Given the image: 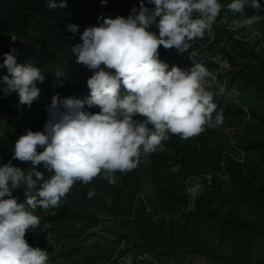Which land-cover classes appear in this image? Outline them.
Here are the masks:
<instances>
[{
	"label": "trees",
	"instance_id": "trees-1",
	"mask_svg": "<svg viewBox=\"0 0 264 264\" xmlns=\"http://www.w3.org/2000/svg\"><path fill=\"white\" fill-rule=\"evenodd\" d=\"M48 2L0 0V65L4 54L16 49L18 63L43 71L45 80L37 83L48 98L36 118L21 119L18 127L10 124L0 133V166L11 159L21 134L43 131L54 95H89L86 82L93 72L76 64L71 51L82 43L85 28L99 26L102 18H127L133 7L139 8V0H67L62 9H50ZM219 2L216 22L222 17L227 22L217 23L216 33L194 42L195 55L163 46L159 54L168 70H187L197 62L213 73L225 88L214 97L217 110H223V123L187 140L169 134L167 151L148 156L141 151L138 167L115 173V185L100 176L88 184L78 181L59 206L37 208L34 215L40 224L25 238L52 255L48 264L54 259L58 264H123L126 255L133 257L132 264H186V255L192 256L190 261L201 256L213 264H264V38L246 40L251 33L229 20L255 10L246 8L241 16L227 8L232 0ZM259 2L264 17V0ZM68 24L78 25V32L67 31ZM254 27L264 33V18ZM150 30L158 32L155 25ZM219 58L227 62L223 70ZM57 69L66 76L57 78ZM6 74L7 69L0 68V77ZM0 110L11 122V114L22 117L2 90ZM87 110L95 113L99 108ZM12 164L31 166L18 160ZM175 165L180 170L170 171ZM39 170L45 179L53 175L43 165ZM196 183L202 189L192 199L187 189ZM92 189L95 194L89 198Z\"/></svg>",
	"mask_w": 264,
	"mask_h": 264
},
{
	"label": "clouds",
	"instance_id": "clouds-1",
	"mask_svg": "<svg viewBox=\"0 0 264 264\" xmlns=\"http://www.w3.org/2000/svg\"><path fill=\"white\" fill-rule=\"evenodd\" d=\"M48 7L65 8L67 0H49ZM249 7L254 14L233 25L258 35L254 26L264 18L259 15V0H232L227 5L241 16ZM221 8L219 0H139V8L133 7L127 18H102L99 26L85 28L82 43L71 51L76 64L93 72L86 82L89 95L84 99L54 95L43 131L28 129L21 134L11 159L0 166V264H48V251L30 245L26 232L40 224L34 211L59 206L76 182L88 184L100 176L115 185L119 179L115 173L138 167L141 151L145 156L167 151L164 142L169 134L187 140L223 123V110H217L214 97L225 88L213 73L197 62L187 70L178 66L168 70L159 54L163 46L195 55L194 42L213 34ZM153 25L158 32L150 30ZM66 30L76 33L79 28L68 24ZM15 52L4 54L0 68L7 74L0 77L4 85L0 90L5 95L17 93L19 103L31 107L40 96L37 82L45 76L31 63H18ZM54 75L66 76L59 69ZM93 107L99 111L87 110ZM12 160L31 166L21 169ZM41 165L53 173L50 178L45 179ZM179 170L180 165L170 169ZM21 185L23 202L12 195ZM201 189L196 183L187 191L194 199ZM94 194L90 190L89 198Z\"/></svg>",
	"mask_w": 264,
	"mask_h": 264
},
{
	"label": "rangeland",
	"instance_id": "rangeland-1",
	"mask_svg": "<svg viewBox=\"0 0 264 264\" xmlns=\"http://www.w3.org/2000/svg\"><path fill=\"white\" fill-rule=\"evenodd\" d=\"M229 20L232 21V25H233L232 18L229 19ZM217 23H222V22L221 21H217V22L215 21V23L213 24L212 29H213V32H215V33H216V24ZM246 40H249V39L246 38ZM219 63H220V66H221L222 70L226 68L227 62H226L225 59H220L219 58ZM37 87L40 89L38 83H37ZM8 96L10 98L11 103L14 105L15 109L21 113L22 117H18L15 114H11V120H12V122H11L9 117H8V115H7V112L4 111V110H0V133L6 127H8L10 124L17 125V127H18L20 122H21V119H22V121H29L31 119L36 118L45 109V107H46V105L48 103V98H47V96L45 95V93L41 89H40L39 98L32 103L31 107H28L27 105H21L19 103L18 94L15 93V92H12V93L8 94ZM12 195L17 197L19 202H23L25 200L24 194H21V192H19V189L13 190ZM51 233H53V231H51ZM121 245H123V244H121ZM49 255H50V257L52 256L51 254H49ZM190 257H192V256L186 255V258L183 261L186 264H192L191 261L189 260ZM203 259L206 260L205 258H203ZM121 260H122V257H121ZM54 261H55L54 264H58V260L54 259ZM209 264H213V263H209Z\"/></svg>",
	"mask_w": 264,
	"mask_h": 264
},
{
	"label": "built area",
	"instance_id": "built-area-1",
	"mask_svg": "<svg viewBox=\"0 0 264 264\" xmlns=\"http://www.w3.org/2000/svg\"><path fill=\"white\" fill-rule=\"evenodd\" d=\"M221 22H227L226 18L225 17H222L221 18ZM257 32L259 33L258 35H252V34H250L247 37V39H252V40H254V39H260V40L263 41L264 33L261 32V31H259V30H257ZM208 176L210 177V174ZM144 256H146V255L145 254L144 255L141 254L140 257H144ZM132 258L133 257L131 255H126V256L122 257L123 264H132ZM203 258L204 257L197 256L196 258H194L193 260H191V263L192 264H209V262L206 261V260H204Z\"/></svg>",
	"mask_w": 264,
	"mask_h": 264
},
{
	"label": "water",
	"instance_id": "water-1",
	"mask_svg": "<svg viewBox=\"0 0 264 264\" xmlns=\"http://www.w3.org/2000/svg\"><path fill=\"white\" fill-rule=\"evenodd\" d=\"M16 40H17V37H16Z\"/></svg>",
	"mask_w": 264,
	"mask_h": 264
}]
</instances>
